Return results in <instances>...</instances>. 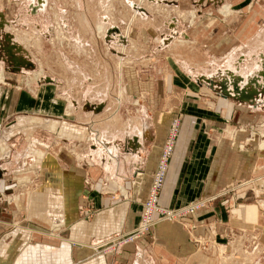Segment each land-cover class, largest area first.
Returning <instances> with one entry per match:
<instances>
[{"label":"rangeland","instance_id":"1","mask_svg":"<svg viewBox=\"0 0 264 264\" xmlns=\"http://www.w3.org/2000/svg\"><path fill=\"white\" fill-rule=\"evenodd\" d=\"M28 1L10 0L5 11L11 22L7 34L27 50L32 67L12 73L0 58V143L8 146L4 151L0 148V167L5 169L0 189L17 195L1 201L11 204L23 199L28 203L20 220L9 218L11 226L39 220L41 210L33 201L36 192L50 186L48 178L68 165L76 174L72 181L79 206L74 225L101 218L102 211L96 212L93 198L88 199L97 184L102 186L101 194L95 195L125 202V216H131L129 202L138 205L139 221L130 230H100L91 237L68 238L84 248L80 259L89 250L100 258L120 255L152 233L155 244L165 250L170 247L172 253L171 247L186 245L184 253L191 254L192 264H264V176L259 175L264 165L255 162L256 146L264 153V124L255 119L249 106H240L239 112L236 104L209 87L190 85L195 77L227 65L236 48L249 59L251 48L263 46L264 37L256 34L264 36V0H246L243 7H208L202 12L192 8V0H47L45 20L25 16ZM205 16L235 18L229 23L221 21L220 27L211 26L214 35L208 37L195 26ZM45 27L47 34L41 33ZM220 32L230 41L221 42L224 55L213 56L218 52L208 44L215 46L219 42L215 35ZM228 42L234 50L228 49ZM222 113L230 115V123L221 121ZM208 116L217 120L192 121ZM210 127L218 128L220 142L232 146L229 164L234 172L228 181L219 180L220 188L208 187L204 196L193 199L178 178L172 185L180 170L172 165L179 147H193L199 133ZM144 128L148 142L141 153L139 186L132 188V180L120 189L111 179L104 185V173L93 165L96 157L92 161L86 156L91 147H100L103 137L138 139ZM240 141L248 147L237 151ZM238 152L248 158L243 166ZM67 183L65 179L63 185ZM19 193L27 197L21 199ZM167 196L171 203H165ZM184 196L192 199L183 201ZM218 197L222 198L220 206ZM215 206L236 213L237 224L253 214L256 225L228 227L218 237H202L188 219ZM147 215L152 216L148 231L114 252L109 242L134 231ZM50 227L44 233L50 234ZM179 250L174 253L176 258Z\"/></svg>","mask_w":264,"mask_h":264},{"label":"crops","instance_id":"2","mask_svg":"<svg viewBox=\"0 0 264 264\" xmlns=\"http://www.w3.org/2000/svg\"><path fill=\"white\" fill-rule=\"evenodd\" d=\"M192 1V8L199 9L200 12L208 7L213 9L220 7V5L229 4L235 8L243 7L246 3V0ZM8 2L10 0H0V58L6 62L5 64H7L9 72L21 73L25 68L32 67V62H30L27 50L23 49L17 40L12 39V36L10 37L7 34V27L11 23L5 11ZM46 4L47 0H29L25 16L29 18L40 17V20H45L47 15ZM231 18L235 17L214 18L205 16L195 26L201 27L204 34L210 37L214 35L213 32L209 31L211 26L216 25L220 27L221 21L229 23ZM258 26H256L257 30L259 29ZM47 30L48 28L45 27L41 33L45 34ZM175 30L177 29L175 28ZM258 31H261V29ZM215 36L219 39V42L215 46L210 45L209 42L208 46L210 48L214 47L216 49L215 52H218L213 53V56L217 54L218 56L224 55L226 49L221 46V42L230 41V38L221 35V32ZM256 37L264 36L256 34ZM227 44L230 43L228 42ZM232 45L231 43L228 49L234 50L235 48L233 49ZM262 45L261 48L254 47L249 50V54L247 53L249 59H244V56L240 55L243 53H240L237 48L234 51L231 50L232 52L230 51L231 53L229 54L231 58L227 65L221 64L213 68L210 73H205L204 77L193 76L195 79L190 85H194L195 89L196 87H209L221 98H225L229 102L236 104L239 107V112L240 106H249L255 114V119L264 124V42ZM209 54L212 56L211 51H209ZM199 80H201L202 84ZM234 86L238 89L240 87V92L244 93L246 97H241L240 94L237 95L238 98L236 94L232 96L228 90H233ZM223 87L224 91H227L230 96L224 94ZM94 110L97 112L98 108L96 107ZM22 111L26 112L27 110ZM30 111H33V109H30ZM41 113L49 114L50 112L48 113L43 110ZM62 114L65 113L62 112ZM221 116V121L231 122L229 121L230 115L227 116V114L222 113ZM200 118L217 120L214 116H208L193 117L192 121L194 120V122L200 124ZM52 128L55 129V127ZM209 129L205 133H199L198 141L194 142L193 147H179L172 165L173 167L180 166L178 175H174L172 185L176 184H174V181L176 182L178 178L180 185L185 188L187 193L191 192L193 199L198 196H204L208 187L216 186V188H220V183L222 182L219 180L225 178V181H228V177L234 172V166L229 164L232 161L229 155L232 151V146L228 145L226 141L220 142L218 140L219 137L216 134L220 132L218 128L210 127ZM192 134L195 139L194 126ZM147 135L148 130L144 128V132H142L138 139L137 137H133V139L124 137H113L110 139L103 137L101 138L100 147H91L92 149L89 150L86 156L90 160H94L95 157L98 159L97 162H95V159L93 165H97V169L104 173L103 184L107 179H111L121 189L124 182L133 180L132 188H135L136 185L139 186L137 181L139 174L137 173L140 172L139 170H142L141 155L143 151H146ZM213 138L217 139L213 141ZM240 144L242 146H239ZM239 145H237V151H242L248 147L242 141H240ZM259 146L260 148L262 147V145ZM0 148L4 151L8 149V146L7 144L0 143ZM256 149L255 162L259 161L262 163L261 166H263L264 153H260L258 146H256ZM190 155L192 156L189 157ZM247 159L246 154L239 153L238 160L241 162L240 166H243V162ZM238 167L236 166V168ZM4 173L5 169L0 167V183L5 179ZM75 175L72 168L69 169L68 165H66L64 171L57 173L54 177L48 178L51 181L50 186L42 188L35 194L33 201L41 211L39 220L32 222V224H29V222H18L14 226H11L10 219L19 218L20 220L22 215L28 210V203L22 199L27 196L19 193V198L22 200L18 203L8 204L1 200L9 198V196L14 198L17 195L11 196L14 194L13 191L7 192L0 189V264H192L191 254L184 253L186 245L171 247L172 253L169 251V244L166 246L169 250H165V247L163 248V246L155 244L157 240L152 233L144 239L136 241L135 244L124 248L120 255H106V257L101 256L100 258L95 254L94 250H89V253L85 256L86 258L80 259V252L84 248L77 242L72 243L68 238L80 239L83 236L91 237V235L100 230L104 233L106 231L121 232L130 230L138 223L139 215L137 213L138 205H135L136 202L128 203L127 212L131 215L128 217L122 211L124 201L108 197L104 198L103 195L100 196L99 194L95 195L97 192L100 193L102 187L97 184L93 186L96 192L94 191V193L90 194L88 199L93 198V209L97 210L96 212L102 211L101 218L93 216L97 218L90 219L89 223L74 225L78 218L76 216L79 206L75 201L77 191L72 181ZM259 175L264 176V169H260ZM65 179L68 180L66 186L63 185ZM85 194L88 195V192L85 191ZM184 198L186 199L183 201L190 200L188 196H184ZM217 199L222 198L218 197ZM172 201V199H168V201L165 200V203H171ZM218 205L220 206V203ZM90 209L92 211V206ZM55 211L57 212L56 215H54ZM251 215L253 214L246 216L242 224H237L238 217L236 213L234 216L229 209L224 211V209L221 208L220 210V208L215 206L211 210L207 209L198 212L196 216L189 218L188 221L193 224V227L197 226L195 229L200 236L207 237L209 234H215L218 237L224 228H238L237 226L241 228H254L256 218H254V215ZM47 226H51L49 230L50 234H46L43 231ZM64 229L69 233L68 236L64 235ZM219 242L224 243L222 241ZM177 249H180V254L176 258L174 253H176ZM200 264H204L203 261Z\"/></svg>","mask_w":264,"mask_h":264},{"label":"built area","instance_id":"3","mask_svg":"<svg viewBox=\"0 0 264 264\" xmlns=\"http://www.w3.org/2000/svg\"><path fill=\"white\" fill-rule=\"evenodd\" d=\"M160 173H161V171L159 172L158 175H156V179L158 178V180L160 179V177H159ZM151 217H152L151 215L145 216L144 218L141 219V223L136 227V229L134 231H132L129 234L125 233V234L119 236V238L115 239L114 241L109 242V243L113 244L112 250H114V252L115 251L119 252V251H121L123 244H125L127 241L136 240V238L142 237L148 231V228L150 226ZM109 243H107V244H109ZM109 252H111V251H109Z\"/></svg>","mask_w":264,"mask_h":264},{"label":"water","instance_id":"4","mask_svg":"<svg viewBox=\"0 0 264 264\" xmlns=\"http://www.w3.org/2000/svg\"><path fill=\"white\" fill-rule=\"evenodd\" d=\"M223 91H224V87H223ZM233 91L235 92L237 98H238L237 96L238 94H240L241 97H246L245 94L238 91L235 86L233 87ZM224 94H227V96H230V94L227 91H224Z\"/></svg>","mask_w":264,"mask_h":264},{"label":"bare ground","instance_id":"5","mask_svg":"<svg viewBox=\"0 0 264 264\" xmlns=\"http://www.w3.org/2000/svg\"><path fill=\"white\" fill-rule=\"evenodd\" d=\"M105 29H106V28H105ZM16 49H17V48H16ZM234 82H236V81H234ZM234 82H233V83H234ZM239 89H241V88L239 87ZM239 89L237 88L238 91H240ZM228 91H230V93H231L232 96L235 94V92H234L232 89H229Z\"/></svg>","mask_w":264,"mask_h":264}]
</instances>
